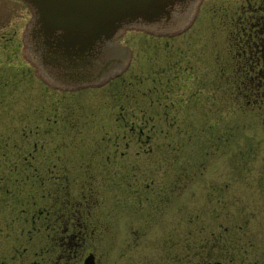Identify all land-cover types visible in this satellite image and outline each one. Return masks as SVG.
<instances>
[{"label":"rangeland","instance_id":"374dc122","mask_svg":"<svg viewBox=\"0 0 264 264\" xmlns=\"http://www.w3.org/2000/svg\"><path fill=\"white\" fill-rule=\"evenodd\" d=\"M242 2L195 0L158 27L128 25L113 46L122 60L111 61L104 77L56 87L46 82L53 79L45 77L40 56L25 54L21 37L31 17L28 4L0 0V264H31L33 258L41 260V253L45 256L42 250L38 255L33 251L37 224L31 223L34 205L27 198L35 195L34 188L19 176L26 196L13 207L10 192L17 186L9 181L15 174L10 176L3 162L27 153L23 146L31 145L36 130L37 153L42 141L56 150L58 161L69 157L70 150L73 155L91 151V129L112 140L101 145L112 153L109 166L84 168L96 179L97 208L106 212L95 234V239L101 234L94 249L99 264H141L145 252L146 264H205L202 258L264 264V117L236 99L229 72L220 71L228 64L230 31L237 27L232 13L243 8ZM8 38L13 42H6ZM234 98L238 105L232 107ZM120 111L124 121L117 119ZM130 125L146 129V142L130 133L114 142L111 131ZM45 132L54 135L48 143L41 137ZM85 133L87 140L81 142ZM63 139L70 140L64 149ZM115 157L126 158L121 168ZM70 161L76 164H65L74 168H56L54 174L67 172L74 194L84 171L80 159L72 156ZM5 178L7 194L1 191ZM39 183L47 185L46 180ZM137 190L146 191L140 206L146 209V245L126 229L145 219L132 216L137 201L129 193ZM44 201L39 198L40 207ZM43 232L40 227L39 240ZM227 237L229 253L224 249Z\"/></svg>","mask_w":264,"mask_h":264},{"label":"flooded vegetation","instance_id":"af4514ba","mask_svg":"<svg viewBox=\"0 0 264 264\" xmlns=\"http://www.w3.org/2000/svg\"><path fill=\"white\" fill-rule=\"evenodd\" d=\"M245 1L246 2L244 3H246V6H243V8L245 7L246 9L244 10V13H247L250 9H252V11L250 12H254L258 16L239 17L236 21L237 25L234 23L237 27H233L232 29L235 31L241 30L242 32L231 33L233 37L232 40L229 41V47L231 49L229 50V54L227 56L228 64H224V68L222 67L220 71L257 74L256 79L258 80V82L256 83L253 81L252 86L254 87L255 84H257L256 91L254 93V95L258 96L259 103L257 105V111H259L257 115L260 114L261 118H263V110L260 111V109H263L262 103L264 101V89H261L262 86H264V0ZM32 20L33 14H31L30 22ZM24 36L25 31L23 32V39L21 37V41L23 42V44H25L24 50L28 51V43ZM115 41L116 39L100 42V44L94 51L91 61L85 66L71 67L70 65H65V61L62 62V65L52 67L47 66V70L50 72V74L56 76L59 79H66V76L67 78L74 77L75 79L79 80L96 79L102 76L105 67H108V63L115 60L117 61L118 58H116L114 55L116 53H120L119 49L116 50L115 53H113L114 51H112V54H107L105 62L103 60L104 58H101V56L103 57V54L105 53V46H110L111 50L116 49L113 48ZM6 42H13L12 38H8ZM14 49L16 51V45ZM99 59L103 60L102 64L101 62H98ZM47 83L52 84L56 87H61L58 83H52V81L49 80H47ZM114 97L115 101L117 102V96ZM246 102H249V100ZM144 104L146 103L144 102ZM144 109H146V106ZM142 114V118L146 120V113ZM116 116L117 119L121 121L127 119V117L125 118L126 115L122 111L117 112ZM132 116L136 119H138L139 117L135 116L134 114H132ZM76 130L79 132L82 129ZM91 130L94 131V135L90 136L94 143L93 145H91L93 146L91 151L84 150L82 152H79V154L77 155H73L70 150L68 152L69 157H67V155H64L62 157L63 160L61 161H58V156L54 155L56 150L53 147H50L49 149L48 147L45 148L44 141H42L40 152L37 153L36 149L38 147V139H33V137L40 136L39 130H36L35 133H31V145L28 144L27 146H23L24 150H27V153H25L24 155L18 154L15 160L12 162H6V158L4 157L5 162H3V167L11 169L9 170L11 171V173H9L10 176L12 174H15L14 179H10L9 181L10 184L17 186L10 192L14 197V200L12 199V201H14L12 202L13 207L24 198L22 197V195L26 196V194H23L25 188L21 185L22 183L19 182V176L21 177V175L23 174L22 181L28 182L34 188L35 195L31 194V198L26 197L27 199H30L34 205V208H32L33 212L31 223L37 224L33 226V237H35V240L33 239L32 241V244L34 246L33 251L34 254L38 255L39 250H42V252H45V256H42L41 253L39 255L41 256V260L39 258H33V262H31V264H86L87 258V262H91V264H99L98 260L100 261V259H98V257L96 256V252L94 249L97 248V244H95V241L97 240V238H100L101 234H99L96 239L95 234L99 229L102 228V217L104 214H106V212L104 209H101V207L97 208V206H100V196H98L95 185L92 184L96 181V179H94L95 177L92 174H87L84 168L103 169L107 165L109 166L111 152L105 150L106 145L101 146L103 141L106 142V140H110V136L107 135V139H104L103 136L99 134L100 130ZM47 132H45V134L41 133V137H47V139L43 140L48 143L50 141V138L54 135H51ZM127 133H130L131 136H135L139 140L142 139L143 142H146V129L144 128L136 129L134 125H130L128 129H113L111 131V135H113L114 139H116L114 142H117V139L121 136L126 137ZM73 135L75 136V132ZM81 138V142L87 140L86 133L81 136ZM68 141L70 140L63 139L60 141L65 145L61 147L62 149H64L66 145L70 146V142ZM110 142L112 143V140H110ZM144 147H146V145L142 148ZM4 154L5 153L3 152L2 155ZM39 154H41L40 162L38 161ZM72 156H74V158L80 159L79 168H82L84 171L83 176L79 182L80 189L74 194L70 191V189L72 190V187L70 185L72 183V180L70 179L69 174H65L67 173L65 171L63 172V175L54 174V169L56 168L64 170L74 168L73 166L71 167L65 164V162L71 163L70 158ZM115 158L120 159L118 168H121V163L125 161H123L122 159L126 158ZM144 158H146V156ZM134 162L137 163V161ZM71 164L75 165L76 161H73ZM127 165L129 166L126 167H129L130 169L132 168L131 163H127ZM41 168H44L43 171L41 170ZM127 172H125L126 175H128ZM0 178H2L1 175ZM92 179L95 181H93ZM6 180L7 179L5 178L4 186L1 187V191H3L4 194H7L8 190ZM44 180L47 181L46 187L43 184L39 183H43ZM73 180L75 181V179ZM40 185L41 187L39 189ZM173 187L174 185L171 188ZM144 188H146V186ZM40 191L41 195L38 194V192ZM19 192L21 193V195ZM129 194H131L134 200L137 201L136 208L133 209L132 216L142 215L143 217H145V219L142 225L138 224V226L136 227H131V224H129L126 225V229L127 227H129L130 233L132 234L134 239H138L139 237L140 239L144 238L142 244L146 245V209L140 208V206L143 204L142 201H146V191L137 190L136 192ZM19 196L21 197L17 199L15 198ZM39 198H45V201L43 202L41 207L39 205ZM16 217L18 221H22L20 220L19 216ZM40 227L41 230H44L45 232H43V239L41 240H39ZM126 243L129 246L133 242L131 240L127 241ZM230 246L231 240L230 237H227V240L224 242V249L227 253H229L230 251ZM88 247H90L89 250ZM86 249L87 251H85ZM120 253V255H122L123 251H121ZM141 258V264H146V252L141 256ZM177 258L181 263V254H177ZM211 260L212 258H202V263L204 261L205 264H223L221 260L213 259V262Z\"/></svg>","mask_w":264,"mask_h":264},{"label":"water","instance_id":"95a60500","mask_svg":"<svg viewBox=\"0 0 264 264\" xmlns=\"http://www.w3.org/2000/svg\"><path fill=\"white\" fill-rule=\"evenodd\" d=\"M24 1L33 14L25 33L29 47L26 54L32 56L37 53L43 63L45 77L65 87L70 83L94 82L104 77L107 67L102 76L96 79L79 80L66 76V80L50 74L47 66L62 65L65 61V65L71 67L85 66L91 61L100 42L114 40L126 26L139 22L155 26L164 24L174 17L175 12L188 7L195 0ZM112 51L110 46H105V53L101 56L104 62ZM121 56L119 53L116 57L118 62L122 60ZM103 60L99 59L98 62L102 64ZM87 259L86 264H91Z\"/></svg>","mask_w":264,"mask_h":264},{"label":"trees","instance_id":"16d2710c","mask_svg":"<svg viewBox=\"0 0 264 264\" xmlns=\"http://www.w3.org/2000/svg\"><path fill=\"white\" fill-rule=\"evenodd\" d=\"M245 4L246 3L242 2L243 6H246ZM245 9H246L245 7L244 8L236 7L234 9V12L232 13V17L239 18V17H244V16H251V17L258 16L254 12H250V11H252V9H250L247 13H244ZM235 32L241 33L242 31L241 30L235 31L232 29L230 31V33H235ZM256 78H257V74H254V73H233V72H229V75H228L230 88L237 91V93H238V97H236V99L238 98L242 101L243 100L244 101L249 100V102H248L249 105L252 106L253 109H256V111H257V105L259 104L258 103V96L254 95V93L256 91V85L257 84H255L254 87L252 86L253 81L256 83L258 82V80ZM227 89H228V87H227ZM261 89H264V86H262ZM234 100H235V98H234ZM262 104H263L262 106H264V101ZM236 105H238L237 101H236V104H232V107H234ZM262 110L263 109H260V111H262Z\"/></svg>","mask_w":264,"mask_h":264}]
</instances>
